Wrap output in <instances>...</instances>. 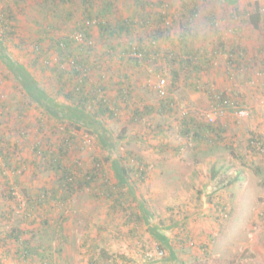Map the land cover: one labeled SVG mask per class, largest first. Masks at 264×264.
Instances as JSON below:
<instances>
[{
  "label": "rangeland",
  "instance_id": "374dc122",
  "mask_svg": "<svg viewBox=\"0 0 264 264\" xmlns=\"http://www.w3.org/2000/svg\"><path fill=\"white\" fill-rule=\"evenodd\" d=\"M168 1L172 5V17L180 14L185 0ZM257 1L258 5L264 6V0ZM8 2L13 5L15 15L8 23L16 26L0 25V144L8 146L12 165H23L18 172L23 184H15L17 174L7 169L1 159L0 264H264V156L247 147V140L252 134L264 137V113L255 112L245 118L230 114L219 121L229 127L223 132L228 137L200 148L195 147L179 135L178 122L180 116L188 111L205 117L211 109L210 98L204 92L190 91L184 78L171 91L172 71L162 58L155 60L152 57L136 65L128 60L117 61L118 54L112 58L106 56L107 66L129 74L131 79L127 85L134 95L132 102L123 104L118 119H103L117 144L113 142L114 147L108 143L102 144L101 132H94L92 126L88 129L89 125L81 128L71 126L82 148H70V160L66 162L73 164L75 161L77 168L86 171L94 168V157H97L105 169L104 178H100L109 180L113 185L118 182L119 174L115 159L131 152L147 164L148 175L143 182L133 183V188H129V185L123 188L127 190V199L123 200L126 210L115 201L102 197L99 193L102 191L101 180L93 182L94 189H80L73 195L70 204L63 205L57 197H53V190L59 186L54 172L50 164L37 162L39 157L34 144L40 142L43 148L52 147V142L61 144L69 123L44 114L42 108L36 106L37 102H30L31 99L21 89L5 61H2L1 51L9 52L28 68L32 76L41 79L49 95L69 104L62 95L55 97V79L50 77L53 75L51 68L58 62L54 46L49 40L44 41L47 53L41 56L40 61L43 62L46 56L49 65L42 70L36 60L39 54L34 42L48 23L57 26L51 29L52 36L71 33L85 16L86 9L81 2L59 6L53 2L49 6L50 2L46 0H0V10L6 8ZM199 3L201 15L198 23L191 27V39L197 48L213 52L218 48V40L222 39L226 40L227 45L239 41L242 46H247V62L257 55V49L264 45V29L255 28L249 20H242L245 12L255 9V0H200ZM132 4L133 0H116L111 19L115 22L120 17L126 18L133 10ZM69 10L72 11L70 17ZM209 12L217 15L218 33L204 18ZM237 12L238 16L233 17L232 14ZM237 27L242 32L239 36L235 31ZM176 28L177 31L180 29L178 25ZM8 30L14 33L7 37ZM95 34L94 46L101 51L102 43L97 30ZM259 55L263 59L264 51ZM213 57L216 64H211L202 72L204 80L216 82L223 88L229 87L228 90L233 88L232 93L247 105L264 97V77L260 82L258 80L259 83H251L249 74L244 76L242 73L230 78L226 70L227 57L224 54H214ZM260 57L254 64L257 67L264 65ZM33 61H37V65ZM90 75L91 80L97 81L95 71H91ZM160 77H166L169 82L165 96L158 91ZM109 93L117 94V91L112 89ZM169 97L173 98L172 116L158 112L161 102ZM21 106L25 107L24 116L18 115ZM136 106L143 109L150 106L154 112L136 121L133 120ZM38 119L45 125L39 124ZM159 130L166 131L167 138L156 136ZM166 144L170 148L164 152L157 151L159 146ZM178 146L183 148L179 153H174ZM125 163L128 168L137 167L136 163L129 164L126 160ZM5 173L7 178L3 175ZM214 173L216 177H213ZM130 174L136 177L135 170H131ZM12 186L15 189L12 190ZM24 190L31 192L35 200L44 198L46 201L29 208ZM136 194L144 197H135ZM141 200L146 205L141 207ZM221 204H226L228 208L225 218L219 217ZM146 207L151 218L138 219L136 213H143ZM174 215L176 222L197 221L198 217L203 216L212 218L216 223L214 231L203 241L206 242L205 249H200L202 240H197L193 235L192 239L198 245H185L182 251H178L185 256L182 262L172 260L169 250L159 241V237L172 231L165 230L159 226L160 223L166 220V216L172 220L170 217ZM185 232L191 234L187 230ZM162 249L163 255H157ZM26 250L30 251L27 256L24 255ZM139 251L142 253L139 254Z\"/></svg>",
  "mask_w": 264,
  "mask_h": 264
},
{
  "label": "trees",
  "instance_id": "16d2710c",
  "mask_svg": "<svg viewBox=\"0 0 264 264\" xmlns=\"http://www.w3.org/2000/svg\"><path fill=\"white\" fill-rule=\"evenodd\" d=\"M46 1L47 3L50 2L48 4L49 6L53 2L54 5L59 6L60 4L71 5L77 0ZM43 2L46 3L45 1ZM77 2H81L84 5L86 12L85 16L78 21L71 33L58 37L52 36L51 29H55L57 26L56 24L53 26L48 23L43 28L44 31L40 37L34 42L36 53L39 54L36 60L39 62V67L42 70H46L49 65V60L46 56H44L43 62L40 61L42 59L41 56L47 53L43 43L49 40L51 45L54 46V52L57 55L58 62L51 68L53 75L50 77L55 79L53 84V88H56L55 91L57 90L55 97L62 95L69 104H64L54 98V96L49 95L46 86L44 87L39 84L28 68L13 58L9 52L2 53L1 51V59L5 61L10 72L13 73L21 85V89L31 99V103L37 102L44 114L46 113L52 118L62 119L69 123L66 126L67 133L63 137L61 144L52 142V147L47 146L46 148H43L40 142L34 144V149L37 151L36 154L39 157V161L37 162L50 164L49 166L54 172L59 184L58 188L53 190V197H57L63 205H68L76 192L80 189H91L93 182L96 183L101 180L103 182L101 184L102 191L99 193L103 195L102 197L113 200L115 204L123 206V200L127 199V190L123 188L126 185H129V188H133V183L143 182L148 175V166L142 160L134 157L131 152H127V155H122L120 156L121 158L115 159V167L119 174L118 182L113 185H110L109 180L103 181L100 178V176L104 178L105 169L103 162L97 157H94V168L86 171L82 168L81 170L77 168L76 165L78 164L75 161H73V164L66 162V160H70L68 156L69 149L81 147L79 141L76 139V132H73L71 126L81 128L83 125H89L87 129L92 126L95 128L94 132L95 130L101 132L100 141L102 144L108 143L114 147L113 142H116V140H113V137L107 131L103 119H118L121 115L123 104L125 102L128 104L130 101H133V90L127 85L131 79L129 74L118 71L121 69L113 70L112 66H107L105 64L108 61L106 56L112 58L118 54L117 61L125 62L128 60L129 63L131 62L136 65L148 61L152 57L155 60L162 58L163 62L165 61L172 71L173 82L170 86L168 85L171 91H174L177 83L184 78L190 91L204 92L210 100L216 101L219 98V101L222 102L224 100L237 99V97L232 93L233 88L230 87V90H228L229 87L223 88L216 82L203 79L202 72L211 66L214 53L226 52L230 60L233 61L234 65H232L235 70H227L230 78L242 74L240 73L242 66L249 68L248 72L243 73V75L246 76L249 74L251 76L253 75V67L255 66L256 59H259V54L264 51V45H261L257 49V55L249 58L248 62L249 49L247 46H242V43L239 41H233L231 45H227L226 40L219 39L218 48L213 49V52H210L208 49L197 48L191 39L193 37V29L191 27L194 23H198V17L201 15L202 8L199 3L200 0L183 1L182 8L179 10L180 14L174 15L175 17H172L170 12L172 5L168 0H133V10L130 14L126 18H118L115 22L111 19L110 14L113 11L116 0H78ZM255 2V9L249 11V13L245 12L246 16L242 20H249L255 28L263 30L264 6L258 5L257 0ZM157 8H160V10H157ZM13 10V5L10 2L7 3L6 8L0 10V25L2 23L6 27L9 26L11 28L16 26L8 23L10 19L15 18ZM71 13L72 11L69 10L68 17H70ZM232 16L237 17L238 12L232 14ZM216 17V13L209 12L205 14L204 18L216 30L215 32L218 33ZM177 25L180 28L178 31L176 30ZM96 30L100 37L99 41L102 43L101 51H97L94 46ZM8 31H6L7 37L14 33L11 30ZM235 31L238 36L242 33L239 27ZM174 33L176 34L175 37L172 36ZM78 35H81L84 41H80L76 37ZM135 53L141 54L142 59L135 56ZM260 59L264 61V58L262 59L260 57ZM37 61H33V63L37 65ZM259 69L264 71V65L259 66ZM91 71H95L98 74L97 81L91 80ZM56 82L57 84H55ZM112 89H115L117 94H110L109 91ZM172 103V97L167 98L166 101H162L158 107V112L171 115L174 110ZM153 112V107L144 106L143 109L141 106H136L133 110V120L140 121L145 114H152ZM23 115L24 109L19 111V116ZM38 120L39 124L42 126L45 125V123H41L40 119ZM178 123L179 135L198 148L205 144H212L221 139H225L227 135L225 136L223 134L229 129L222 122L212 123L203 116H200V114L192 111L184 112L180 116ZM39 124L38 127H41ZM163 131L159 130L156 136L162 135V138H167L166 131ZM104 147L106 148V146ZM159 147L158 152H164L165 149L170 148L167 144ZM247 147L253 152L264 156V137L258 134H252L247 140ZM182 148L183 146H178L174 153H179ZM8 152H10L8 146L6 144H0V157L5 167L11 170L13 174H17L14 179L15 184L21 186L23 183L20 177H18V172L22 170L23 165H12L11 161H9L12 158V154ZM125 160L129 164L136 163L137 167L131 166V168H128ZM37 162L35 165L38 166ZM131 170H135L136 177H132L130 174ZM3 175L7 178L6 173ZM213 177H216L215 173ZM13 188L14 186H12V190ZM23 188L25 189V187ZM24 191L26 193L25 196L28 197L26 205L29 208H34L37 203L42 205L46 201L43 200L44 198L39 201L35 200L31 192ZM142 201L140 204L141 207L145 204ZM125 208L123 206L124 210H126ZM220 209H222L221 211L228 210L226 204H221ZM143 213V217L145 215L147 217L151 215L147 207L146 210H143ZM136 215L138 216L139 212ZM175 217L176 215L170 218L174 220ZM187 221H182L179 224L178 237L174 240L178 245L182 246L181 249L185 245H198L196 240L192 239L193 236L187 235L185 232L187 230ZM180 233L185 234L181 235ZM203 241L199 245L201 250L205 249L206 245V242ZM29 252V250H26L24 255L27 256Z\"/></svg>",
  "mask_w": 264,
  "mask_h": 264
},
{
  "label": "built area",
  "instance_id": "2783aa9c",
  "mask_svg": "<svg viewBox=\"0 0 264 264\" xmlns=\"http://www.w3.org/2000/svg\"><path fill=\"white\" fill-rule=\"evenodd\" d=\"M80 41H84L81 35L76 36ZM214 54H224L227 58V65H226V70H231L234 71L235 69L233 68V61L230 60V58L227 56L226 52H218ZM135 56H137L139 59H142L141 54L135 53ZM72 63H74L72 61ZM212 64H216L215 57H212ZM233 64V65H232ZM248 67L247 66H242V70L240 73H247L248 72ZM251 78V83H259L260 80L263 79L264 77V71L259 69V67L254 66L253 67V75L249 76ZM259 80V82H258ZM168 85L169 82L167 81L166 77H160L158 81V91L162 96H165L168 92ZM232 99V98H231ZM259 112V113H264V97H259L257 101L252 104V105H247L242 103L238 99H232V100H224L222 102L219 101V98H217L216 101L211 100V109L210 111L205 114V119L212 122L216 123L223 119L224 117L230 115V114H235L239 118H245L249 117L251 114ZM1 160V157H0ZM25 204V202H24ZM220 209V217L225 218L228 216V210H223ZM157 255H163V250H160L157 252Z\"/></svg>",
  "mask_w": 264,
  "mask_h": 264
},
{
  "label": "crops",
  "instance_id": "0c3cea01",
  "mask_svg": "<svg viewBox=\"0 0 264 264\" xmlns=\"http://www.w3.org/2000/svg\"><path fill=\"white\" fill-rule=\"evenodd\" d=\"M36 80L38 81L39 84L43 85L44 87L46 86V85L41 83V81H40L41 79H36ZM37 105H39V104H36V106ZM23 106H21V110L25 108ZM18 115H19V112H18ZM135 197H142V196H139L138 194H136ZM146 197H147V199L149 198L148 195ZM143 214L144 213H140L138 216L137 215L136 216L138 219H142V220H144V218L146 220H149L151 218V217H147L146 215H145V217H143ZM168 217L166 216V220L161 222L159 226L164 227L165 230L167 228V229H170V231L171 230L172 231L170 232V234H168V232H167L166 234H163L162 237H159L160 238L159 241L161 244L165 245L166 248L169 250V255H170V258L172 260L182 262L183 261L182 258L185 256L183 255V253L179 254V252H178V251H182V249H181L182 246L178 245V247H177V243L174 241L178 237L177 234L179 233L178 230L180 228L179 224L182 221L176 222L174 220L167 219ZM214 222L215 221H213L212 218L202 216V218L198 217L197 221H195V220L187 221L186 229H187V231H189L191 233L190 236L195 235V238L197 240L203 241V240H205L206 236H208L211 232L214 231L213 228L214 229L216 228V223H214ZM159 231H160V233L162 232L161 230H159ZM138 253L141 254L142 252L139 251ZM196 254L198 255L199 252H197Z\"/></svg>",
  "mask_w": 264,
  "mask_h": 264
}]
</instances>
